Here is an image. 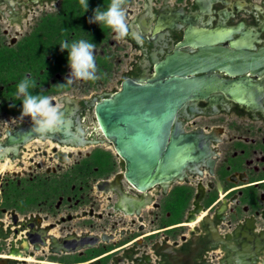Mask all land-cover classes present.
<instances>
[{"label":"flooded vegetation","instance_id":"af4514ba","mask_svg":"<svg viewBox=\"0 0 264 264\" xmlns=\"http://www.w3.org/2000/svg\"><path fill=\"white\" fill-rule=\"evenodd\" d=\"M61 1L0 0V114H21L15 92L25 78L37 82L33 94L67 107L59 132L10 143L32 125L22 119L0 131V165L12 168L0 181V264H229L224 253L242 245L229 233L246 230L257 210L264 216V0H127V37L111 31L94 51L98 81L121 68L116 83L80 96L73 91L91 81L67 84L68 64L46 82V68L35 70V32ZM64 40L51 39L58 47ZM175 53L210 61L186 77L215 82L177 109L161 154L176 136L197 146L195 157L171 180L139 189L96 105L127 79H158L157 67ZM232 82L240 96L229 94Z\"/></svg>","mask_w":264,"mask_h":264},{"label":"water","instance_id":"95a60500","mask_svg":"<svg viewBox=\"0 0 264 264\" xmlns=\"http://www.w3.org/2000/svg\"><path fill=\"white\" fill-rule=\"evenodd\" d=\"M232 66L241 69L243 65L236 62ZM210 67H213L210 61L199 59L197 55L175 53L157 67L158 79L145 84L127 79L112 98L96 105L99 124L126 161V178L137 188L144 189L156 182L171 180L195 157L193 149L197 146L191 142L178 144L176 136L169 142L167 153L163 157L161 154L177 109L186 100L206 94L208 87L205 84L215 82L188 78L186 74ZM218 83L223 84L222 81ZM235 83L226 86L227 90L231 95L240 96ZM66 110L67 107L62 109L64 115ZM32 127L17 128L8 141L26 140L35 133ZM261 213L257 210L254 215L264 223ZM255 217H248L252 224H247L246 230L229 233L230 242L242 244L240 248L231 247L224 253L229 264H264V231L255 229Z\"/></svg>","mask_w":264,"mask_h":264},{"label":"clouds","instance_id":"9594fccd","mask_svg":"<svg viewBox=\"0 0 264 264\" xmlns=\"http://www.w3.org/2000/svg\"><path fill=\"white\" fill-rule=\"evenodd\" d=\"M80 5L86 12L88 0H80ZM127 0H110V3L102 8L94 10L93 17L89 23H97L101 29H110L117 40L127 37L128 29V9ZM61 51H68V66L71 69L70 76L66 83L72 84L74 81L95 82L100 79L97 75L98 68L94 51L96 44L80 39L78 41H61L59 44ZM63 88L65 84L56 85ZM37 88V82L25 78L16 85L15 98L22 102L21 118L30 117L32 130L40 136H47L50 133L61 131L65 124L64 113L60 105L54 104V97H49L42 93L33 94ZM4 172V167L0 166V175Z\"/></svg>","mask_w":264,"mask_h":264},{"label":"trees","instance_id":"16d2710c","mask_svg":"<svg viewBox=\"0 0 264 264\" xmlns=\"http://www.w3.org/2000/svg\"><path fill=\"white\" fill-rule=\"evenodd\" d=\"M110 3V0H88V9L85 12L80 5V0H62L59 12L56 15L44 17L45 21H49L41 27L39 32H35V70L46 68L41 76V81L46 82L54 73L63 70L68 64V51H61L58 42L51 39L70 37L73 40H88L96 45L101 44L110 29H101L97 23H89L93 17L96 8H104ZM51 54L52 58L48 60L45 55ZM34 59L29 58L25 61L24 70L31 68ZM2 58L0 56V65ZM2 66H0V69ZM12 77L13 76H9Z\"/></svg>","mask_w":264,"mask_h":264},{"label":"rangeland","instance_id":"374dc122","mask_svg":"<svg viewBox=\"0 0 264 264\" xmlns=\"http://www.w3.org/2000/svg\"><path fill=\"white\" fill-rule=\"evenodd\" d=\"M30 20L32 19H35L37 18V13H35V16H33L32 13L29 14V17H28ZM123 66V65H122ZM121 66V67H122ZM120 70L121 68L119 69H116L115 72L116 73H113L111 74L110 78L108 79V81L106 82H101V81H95V82H91L89 84V90L87 91H79L80 89H77V91H73L76 95H85V94H89L91 91H94V90H97V86H99L100 84H103L102 86H106V87H110V86H113L115 85L116 83V78L118 77L119 73H120ZM82 83H80V81H74L72 83V85L74 87H79V85H81ZM75 90V89H74ZM18 117H14V115H1L0 114V131H3V129L5 128V126H12L14 125L18 120L22 119L24 121H30V117H24V118H21L20 115H17ZM34 172H28L27 174L30 175V177H32ZM6 175V174H5ZM11 178V175H0V181L3 180V181H6L7 179ZM3 184H0V187L2 188Z\"/></svg>","mask_w":264,"mask_h":264},{"label":"bare ground","instance_id":"6f19581e","mask_svg":"<svg viewBox=\"0 0 264 264\" xmlns=\"http://www.w3.org/2000/svg\"><path fill=\"white\" fill-rule=\"evenodd\" d=\"M0 166H3L4 167V170H11L12 169L11 166H8V163L7 162H4Z\"/></svg>","mask_w":264,"mask_h":264}]
</instances>
